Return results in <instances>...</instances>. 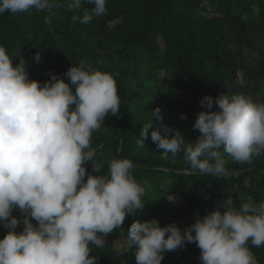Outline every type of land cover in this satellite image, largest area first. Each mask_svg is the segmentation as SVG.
<instances>
[{
	"label": "clouds",
	"instance_id": "obj_1",
	"mask_svg": "<svg viewBox=\"0 0 264 264\" xmlns=\"http://www.w3.org/2000/svg\"><path fill=\"white\" fill-rule=\"evenodd\" d=\"M106 4L67 0L66 7L82 11L73 15V23L88 24L107 13ZM64 6L63 0H0V14L35 9L47 12L44 23L51 24L52 10ZM35 60L40 62L38 52ZM18 61L14 66L0 46V225L8 230L0 239V264H97L89 244L104 247L105 237L146 204V187L134 178L131 160H112L105 174L92 163V133L107 115L120 111L116 81L81 62L64 73L69 83L52 74L41 84L29 78L26 61ZM199 103L206 110L197 113L193 130L200 135L194 143L164 124L157 108L152 112L157 123L144 125L139 146L152 128L157 150L182 154L193 172L215 177L227 175L221 149L240 163L264 154V103L226 92L205 95ZM86 162L100 174H90ZM166 199L176 201L173 195ZM223 207L197 216L183 232L175 223L161 227L156 219L133 222L127 237L136 264H161L165 252L187 243L200 249L202 264H257L248 244L264 246V201L234 206L229 196ZM17 209L22 221L13 216Z\"/></svg>",
	"mask_w": 264,
	"mask_h": 264
},
{
	"label": "trees",
	"instance_id": "obj_2",
	"mask_svg": "<svg viewBox=\"0 0 264 264\" xmlns=\"http://www.w3.org/2000/svg\"><path fill=\"white\" fill-rule=\"evenodd\" d=\"M63 2L64 7L52 10L51 24L44 23L47 12L35 9L0 14V46L14 66L22 57L29 78L41 84L52 74L69 83L64 73L81 62L116 81L120 111L107 115L92 133V163L105 174L112 160H131L134 178L146 187V204L105 237L104 247L89 244L97 264H136L127 230L137 220L156 219L161 227L175 223L183 232L197 216L223 212L229 196L234 206L249 199L264 201V154L240 163L221 149L227 175L215 177L193 172L182 154L157 150L152 128L144 147L137 142L144 125H156L152 112L157 108L164 124L184 135L186 143H194L200 133L193 124L197 113L206 110L199 103L205 95L242 94L264 103V0H107V13L88 24L73 23V15L82 16V11H70L67 0ZM85 167L92 175L100 174L89 162ZM166 195L176 201L169 202ZM13 216L23 219L18 209ZM7 231L0 225V239ZM117 239L122 240L120 249L112 247ZM248 247L257 264H264V246L249 242ZM199 255L196 244L187 243L165 252L161 264H202Z\"/></svg>",
	"mask_w": 264,
	"mask_h": 264
},
{
	"label": "rangeland",
	"instance_id": "obj_3",
	"mask_svg": "<svg viewBox=\"0 0 264 264\" xmlns=\"http://www.w3.org/2000/svg\"><path fill=\"white\" fill-rule=\"evenodd\" d=\"M212 16V13H208V16ZM240 82H241V79H240ZM226 157H229V156H227V154H226ZM208 198V197H207ZM23 230V227H21V231ZM21 231H19V232H21ZM18 232V233H19ZM122 246H123V244H122V240H114L113 242H112V247L113 248H116V249H120V248H122Z\"/></svg>",
	"mask_w": 264,
	"mask_h": 264
}]
</instances>
